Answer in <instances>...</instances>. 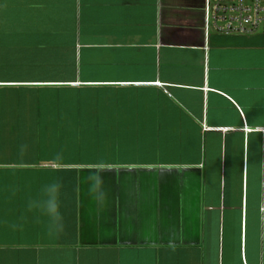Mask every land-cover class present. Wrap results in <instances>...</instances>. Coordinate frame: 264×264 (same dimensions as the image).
<instances>
[{
  "label": "crops",
  "instance_id": "obj_1",
  "mask_svg": "<svg viewBox=\"0 0 264 264\" xmlns=\"http://www.w3.org/2000/svg\"><path fill=\"white\" fill-rule=\"evenodd\" d=\"M206 4L0 0V264H264V28Z\"/></svg>",
  "mask_w": 264,
  "mask_h": 264
},
{
  "label": "built area",
  "instance_id": "obj_2",
  "mask_svg": "<svg viewBox=\"0 0 264 264\" xmlns=\"http://www.w3.org/2000/svg\"><path fill=\"white\" fill-rule=\"evenodd\" d=\"M206 22L221 35H256L264 28V0H207Z\"/></svg>",
  "mask_w": 264,
  "mask_h": 264
},
{
  "label": "clouds",
  "instance_id": "obj_3",
  "mask_svg": "<svg viewBox=\"0 0 264 264\" xmlns=\"http://www.w3.org/2000/svg\"><path fill=\"white\" fill-rule=\"evenodd\" d=\"M57 159H60V155L57 154ZM89 179L93 181L90 192L94 194V198L103 202L106 198V193L101 189L103 184L102 177L98 174L90 176ZM62 183L60 180H55L47 185H44L38 198L29 199L27 204V210L38 211L41 215L48 218L47 230L50 236L58 235L64 231L63 216L60 212V194H61ZM13 228L16 225H12Z\"/></svg>",
  "mask_w": 264,
  "mask_h": 264
},
{
  "label": "rangeland",
  "instance_id": "obj_4",
  "mask_svg": "<svg viewBox=\"0 0 264 264\" xmlns=\"http://www.w3.org/2000/svg\"><path fill=\"white\" fill-rule=\"evenodd\" d=\"M87 141V139H84V142H86ZM84 142H83V144H84Z\"/></svg>",
  "mask_w": 264,
  "mask_h": 264
}]
</instances>
